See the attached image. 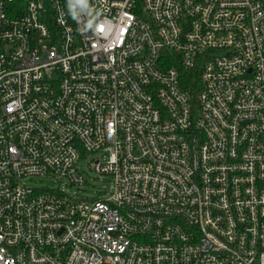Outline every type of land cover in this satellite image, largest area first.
Here are the masks:
<instances>
[{
    "label": "built area",
    "instance_id": "obj_1",
    "mask_svg": "<svg viewBox=\"0 0 264 264\" xmlns=\"http://www.w3.org/2000/svg\"><path fill=\"white\" fill-rule=\"evenodd\" d=\"M0 264H264V0H0Z\"/></svg>",
    "mask_w": 264,
    "mask_h": 264
},
{
    "label": "rangeland",
    "instance_id": "obj_2",
    "mask_svg": "<svg viewBox=\"0 0 264 264\" xmlns=\"http://www.w3.org/2000/svg\"><path fill=\"white\" fill-rule=\"evenodd\" d=\"M97 155L95 153L84 157L81 161L82 173L85 182L82 185H70L66 179L54 176L34 177L27 181L36 187L60 189L82 199H102L109 196L111 192V180L99 175L91 165Z\"/></svg>",
    "mask_w": 264,
    "mask_h": 264
},
{
    "label": "trees",
    "instance_id": "obj_3",
    "mask_svg": "<svg viewBox=\"0 0 264 264\" xmlns=\"http://www.w3.org/2000/svg\"><path fill=\"white\" fill-rule=\"evenodd\" d=\"M184 77H183V85L186 89H194V88H197L198 87V75H192L190 73H184L183 74Z\"/></svg>",
    "mask_w": 264,
    "mask_h": 264
}]
</instances>
